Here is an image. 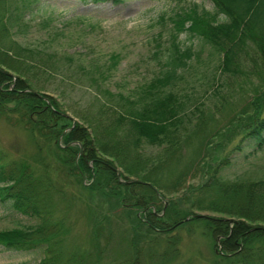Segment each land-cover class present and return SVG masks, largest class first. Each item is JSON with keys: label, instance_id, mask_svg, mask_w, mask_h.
Masks as SVG:
<instances>
[{"label": "trees", "instance_id": "16d2710c", "mask_svg": "<svg viewBox=\"0 0 264 264\" xmlns=\"http://www.w3.org/2000/svg\"><path fill=\"white\" fill-rule=\"evenodd\" d=\"M41 1L0 0V115H13V123L21 124L30 133L39 151L42 143L53 141L55 160L68 166L77 177H88L89 188L103 198L110 211H114L115 202L128 215L133 214L138 225L152 234L144 247L157 243L162 232L171 234L182 224L200 222L214 239L221 237L217 264H264V177L257 181L224 178V169L232 164L230 155L206 164L202 173L207 177L197 187L187 189L185 184L198 174L204 157L190 163L189 168L170 181L162 182L159 177L163 167L177 158L182 145L199 137L207 120L204 112L197 109L200 116L193 131L184 132L187 115L173 89L182 79L181 70L187 69L188 62L198 55L191 47L181 48L178 42L181 34L198 38L218 54L220 76L244 79L250 86V101L224 126L225 132L231 135V139L226 138L228 141L238 138L231 152L242 154L249 148L254 151L248 155L251 156L264 151V0H209L212 10H199L197 5L179 8V12L168 17L172 24L169 46L161 48L160 45L155 54L159 56L165 51L163 70L134 96L111 92L105 85L108 73L99 72V67L78 66L97 93L86 113L78 115L84 127L76 125L72 129L60 104L38 93L46 89L37 85L35 78H51L56 73L54 55H46L39 64L40 52L23 47L11 38L12 31L21 26L24 11ZM79 1L84 4L120 2ZM166 20L165 15L161 16V22ZM58 58L68 65L74 62L72 57ZM116 63L114 57L110 65ZM96 74L97 78L93 76ZM252 78L257 81L252 82ZM217 81L213 91L220 84ZM43 97L48 98L50 105ZM222 136L226 137L225 133ZM59 139L62 148L58 145ZM200 145L203 144L200 142ZM206 145L199 150L204 151ZM145 146L159 152L148 156ZM5 158L0 151V207L35 223L0 231V250L13 253L39 250L42 257L36 264H102L111 239L106 237L108 244L101 245L100 235L104 224L111 227L117 216L106 213L96 224V234H93L97 252L66 250L64 223L55 218L53 203L46 193L50 182L36 176L29 165L7 162ZM118 171L122 180L133 182H119ZM182 190L186 192L176 201H167L164 208L165 195ZM163 210V215L158 217ZM203 212L228 216L237 222L230 224L226 218L196 215ZM176 238L172 234L168 242L177 241ZM139 259L138 252L130 263L138 264Z\"/></svg>", "mask_w": 264, "mask_h": 264}, {"label": "rangeland", "instance_id": "374dc122", "mask_svg": "<svg viewBox=\"0 0 264 264\" xmlns=\"http://www.w3.org/2000/svg\"><path fill=\"white\" fill-rule=\"evenodd\" d=\"M119 1L84 4L79 0H42L24 11L19 22L20 28L12 31L11 38L19 45L41 53L37 56L39 64L43 63L46 55H54L57 60L53 64L56 73L51 78H35L38 80L37 85L46 89L37 92L60 104L61 111L69 118L66 123L71 124L70 129L76 125L84 127L78 115L86 113L97 93L93 83L81 75L78 66L87 69L99 67V72L102 70L108 73L105 85L111 92L134 96L144 84L163 70L166 53L163 51L159 56L155 54L160 45L161 48L169 46L172 24L168 17L179 12V8L192 5H197L199 10L213 9L209 0ZM163 15L167 18L165 22H161ZM178 42L181 48L191 47L198 55V58L193 57L188 62L187 69L181 70L182 79L173 89L183 102V111L187 115L184 118V132L193 131L200 116L198 111H203L207 120L203 128L200 126L202 130L199 137L186 141L178 151L177 158L163 167L160 181H170L182 170L189 168L190 163L204 157L198 174L185 184L187 189L197 187L207 177L202 173L205 165L226 155H230L232 164L224 169V178L261 180L264 177V151L255 152L251 156L248 155L254 151L249 148L242 154L231 152L238 138L228 141L226 138L231 139V135L224 129L227 122L250 101L252 93L249 84L244 79L220 76L217 72L218 54L198 38L190 39L186 33L179 36ZM58 57H72L74 62L68 65L65 60L58 61ZM114 57L117 63L111 66ZM93 76L97 78L98 74ZM215 79L220 84L213 91L216 88ZM250 80L254 83L257 81L254 78ZM43 99L50 105L48 98ZM13 117L9 113L0 115V151L7 162L27 164L36 176L50 182L51 186L46 193L53 203L55 218L64 223L66 250L97 252L93 234H96V224L102 215H110L112 212V216H117V219L111 227L107 228V224H104L99 240L102 245L106 237L111 239L109 244L105 243L108 244V250L102 256V264H131L138 252L141 258L138 264H217L221 237H217V242V238L214 239L200 222L182 224L171 234L162 232L157 243H149L148 248L144 247V242L152 234H147L146 229L138 225L133 214L128 215L115 202L114 211H110L103 198L89 188L91 182H88V177H77L68 166H62L55 160L57 154L53 150V141L44 144L41 139L38 140L43 145L39 151L30 133L21 124L15 125ZM223 133L226 137L222 136ZM200 142L203 145L208 143L204 151L199 150L203 146ZM58 145L63 147L60 139ZM144 151L146 155L153 156L159 149L145 146ZM118 178L122 183L123 180ZM186 190L165 195L162 199L164 208L167 201L178 200ZM178 206L182 204L179 202ZM163 213L164 210L158 217ZM196 215L237 222L231 217L215 213ZM34 223L32 219L0 207V231L23 228ZM172 234L177 237V241L173 239L168 242ZM41 257L39 250L22 253L0 250V264H36Z\"/></svg>", "mask_w": 264, "mask_h": 264}, {"label": "water", "instance_id": "95a60500", "mask_svg": "<svg viewBox=\"0 0 264 264\" xmlns=\"http://www.w3.org/2000/svg\"><path fill=\"white\" fill-rule=\"evenodd\" d=\"M74 122V121H73ZM72 126H74V123H73V125ZM117 177H120V173L118 172L117 173ZM129 182H133V180H129V181H125V183H129ZM228 222L230 223V224H232V223H235L233 220H228ZM219 241V238H217V242Z\"/></svg>", "mask_w": 264, "mask_h": 264}]
</instances>
